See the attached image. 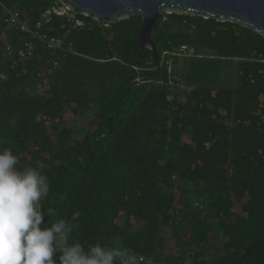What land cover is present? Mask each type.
Returning <instances> with one entry per match:
<instances>
[{
    "label": "trees",
    "instance_id": "16d2710c",
    "mask_svg": "<svg viewBox=\"0 0 264 264\" xmlns=\"http://www.w3.org/2000/svg\"><path fill=\"white\" fill-rule=\"evenodd\" d=\"M57 3L0 0V149L48 176L45 223L79 211L74 241L118 240L139 264H264V35L165 12L158 68L138 47L141 16L76 14L77 28L53 16L42 31L66 50L55 67L1 10L35 23ZM28 40L25 64L8 55ZM182 45L195 54L174 56Z\"/></svg>",
    "mask_w": 264,
    "mask_h": 264
},
{
    "label": "clouds",
    "instance_id": "9594fccd",
    "mask_svg": "<svg viewBox=\"0 0 264 264\" xmlns=\"http://www.w3.org/2000/svg\"><path fill=\"white\" fill-rule=\"evenodd\" d=\"M20 164L11 148L0 149V264H139L137 254L118 240L87 247L74 241L79 211L46 224L45 217L57 214L42 206L48 176Z\"/></svg>",
    "mask_w": 264,
    "mask_h": 264
},
{
    "label": "water",
    "instance_id": "95a60500",
    "mask_svg": "<svg viewBox=\"0 0 264 264\" xmlns=\"http://www.w3.org/2000/svg\"><path fill=\"white\" fill-rule=\"evenodd\" d=\"M74 13L100 22L141 16L138 47L150 49L158 68L156 27L163 14L181 12L237 22L264 35V0H59Z\"/></svg>",
    "mask_w": 264,
    "mask_h": 264
},
{
    "label": "built area",
    "instance_id": "2783aa9c",
    "mask_svg": "<svg viewBox=\"0 0 264 264\" xmlns=\"http://www.w3.org/2000/svg\"><path fill=\"white\" fill-rule=\"evenodd\" d=\"M1 16L7 23L9 28H18L22 32L31 34L34 38L42 41L46 48L51 50L55 56H57V60L54 63L55 67L60 65V61L58 60L59 53L66 51L65 50V42L63 39L52 36L47 32L42 31L45 24L49 23L53 16H63L69 20V22L73 25L74 28L85 26V22L82 19L76 18V13H74L68 6L60 3L55 4L49 10L45 11L41 15V19L35 23H30L27 20H23L21 17V13L19 11H12L9 9L1 10ZM8 55L18 54L20 62L25 64L29 59H31L36 51V45L33 41L28 40L23 42V44L14 48L11 45H8L6 48ZM195 54L194 48H191L187 45L180 46L173 55H186L192 56ZM168 52L163 54V61H165L169 66L172 65V59H167Z\"/></svg>",
    "mask_w": 264,
    "mask_h": 264
}]
</instances>
